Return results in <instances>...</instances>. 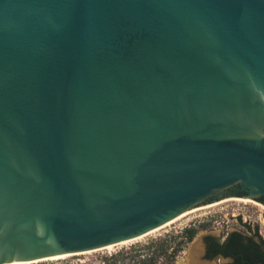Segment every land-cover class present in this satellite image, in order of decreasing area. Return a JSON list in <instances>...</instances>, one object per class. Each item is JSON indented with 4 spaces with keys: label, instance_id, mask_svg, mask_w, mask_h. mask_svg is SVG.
I'll return each mask as SVG.
<instances>
[{
    "label": "water",
    "instance_id": "water-1",
    "mask_svg": "<svg viewBox=\"0 0 264 264\" xmlns=\"http://www.w3.org/2000/svg\"><path fill=\"white\" fill-rule=\"evenodd\" d=\"M226 188L264 201V0H0V264Z\"/></svg>",
    "mask_w": 264,
    "mask_h": 264
},
{
    "label": "rangeland",
    "instance_id": "rangeland-1",
    "mask_svg": "<svg viewBox=\"0 0 264 264\" xmlns=\"http://www.w3.org/2000/svg\"><path fill=\"white\" fill-rule=\"evenodd\" d=\"M232 197L223 196L220 201L208 202L211 204L196 203L182 212L190 211L188 215L132 244L115 247L112 251L101 250L89 255L65 257L57 260H44L34 263L29 262L27 264H137L133 261L138 260V251L144 249L148 243L164 238L167 235H180L183 230L188 228L196 229V234L193 240L178 254L173 264H188L189 261L187 259L190 254L196 259L195 261H200L199 257L202 254V243L205 236L218 238L227 231H238L246 236L250 235L253 238H264L263 204L255 201L251 197L237 199H247L252 201V203L237 201L222 202ZM243 217L246 218V223L242 221ZM195 242H198V244L200 242L197 252L196 249L192 248ZM158 264H163L162 259L158 260Z\"/></svg>",
    "mask_w": 264,
    "mask_h": 264
},
{
    "label": "flooded vegetation",
    "instance_id": "flooded-vegetation-1",
    "mask_svg": "<svg viewBox=\"0 0 264 264\" xmlns=\"http://www.w3.org/2000/svg\"><path fill=\"white\" fill-rule=\"evenodd\" d=\"M222 196H233L232 198L249 197L246 193L237 190V188L225 189L222 192ZM251 198L257 202L264 203L259 196H252ZM146 253L147 250L144 249L138 251V260L133 262L145 264ZM201 253L200 261H197L198 264H264V238H253L238 231H227L218 238L205 236Z\"/></svg>",
    "mask_w": 264,
    "mask_h": 264
},
{
    "label": "trees",
    "instance_id": "trees-1",
    "mask_svg": "<svg viewBox=\"0 0 264 264\" xmlns=\"http://www.w3.org/2000/svg\"><path fill=\"white\" fill-rule=\"evenodd\" d=\"M195 234L196 229L188 228L183 230L180 235H167L148 243L144 247V250H147L145 264H157L159 259H162L163 264H173L178 254L193 240Z\"/></svg>",
    "mask_w": 264,
    "mask_h": 264
},
{
    "label": "bare ground",
    "instance_id": "bare-ground-1",
    "mask_svg": "<svg viewBox=\"0 0 264 264\" xmlns=\"http://www.w3.org/2000/svg\"><path fill=\"white\" fill-rule=\"evenodd\" d=\"M230 201H237V202H249V203H252V201L250 200H244V199H237V198H230V199H225L224 201L222 202H230ZM253 204H256V203H253ZM190 213V211L188 212H184V213H180L179 215H177L175 218L171 219L170 221H168L167 223L139 236V237H136L134 239H129V240H125V241H122L120 243H116V244H109L107 246H103V247H99V248H95V249H92V250H87V251H81V252H77V253H71V254H64V255H58V256H54V257H50V258H46V259H42V260H38V261H44V260H57V259H61V258H65V257H73V256H81V255H89V254H92L94 252H97V251H101V250H106V251H112L115 247H120V246H126V245H129V244H132L140 239H142L143 237L153 233V232H156L157 230L159 229H162L166 226H168L169 224L179 220L180 218L188 215ZM200 244V242H199ZM198 242H195L192 246L193 249H198L199 248V245ZM192 251V250H191ZM190 251V252H191ZM189 262L188 264H198L197 261H195L196 259L192 256V254L188 255V259H187ZM38 261H34V262H38ZM34 262H31V263H34ZM29 263V262H28ZM22 264V263H20ZM27 264V263H26Z\"/></svg>",
    "mask_w": 264,
    "mask_h": 264
},
{
    "label": "built area",
    "instance_id": "built-area-1",
    "mask_svg": "<svg viewBox=\"0 0 264 264\" xmlns=\"http://www.w3.org/2000/svg\"><path fill=\"white\" fill-rule=\"evenodd\" d=\"M244 215H246V214H244ZM242 216H243V215H242ZM244 217H245V216H244ZM244 217H243V220H242V221H243L244 223H246V218H244Z\"/></svg>",
    "mask_w": 264,
    "mask_h": 264
}]
</instances>
